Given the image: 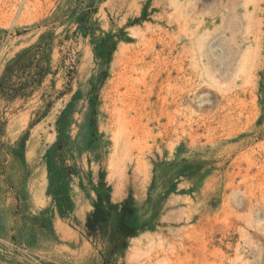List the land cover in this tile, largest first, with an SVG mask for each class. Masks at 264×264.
Here are the masks:
<instances>
[{
    "label": "rangeland",
    "instance_id": "obj_1",
    "mask_svg": "<svg viewBox=\"0 0 264 264\" xmlns=\"http://www.w3.org/2000/svg\"><path fill=\"white\" fill-rule=\"evenodd\" d=\"M246 1H197L202 22L200 28L190 25L192 38H198L194 59L205 65L207 54L210 64L223 65L215 63L220 73L212 72L195 90L205 98L202 104L190 101L191 91L177 108L170 98L173 82L162 76L161 88L150 83L151 71L165 65L163 42L177 30L170 0H0V264L240 263L231 247L222 246L219 254L202 245L209 235L194 225L203 206L202 180L209 185L203 213L230 232L247 215L228 206L239 196L264 199V179L245 181L247 191L231 177L234 152L220 162V171L207 170L201 163L206 140L191 128L200 124V115H220L223 95L233 90L245 96L244 116H234L230 138L227 132L213 134L207 148L221 156L247 134L264 130V0ZM253 35H260L262 48L256 75L224 80L227 65L234 66ZM191 60L189 54L185 68ZM194 76L190 72L186 79ZM183 86L192 90L187 82ZM260 143L264 134L252 147ZM189 215L192 221L185 224L182 217ZM212 235L217 248L220 234ZM250 251L242 257L260 264Z\"/></svg>",
    "mask_w": 264,
    "mask_h": 264
},
{
    "label": "bare ground",
    "instance_id": "obj_2",
    "mask_svg": "<svg viewBox=\"0 0 264 264\" xmlns=\"http://www.w3.org/2000/svg\"><path fill=\"white\" fill-rule=\"evenodd\" d=\"M169 1V0H168ZM198 0H170V2H168V5L170 6V8L172 10H174V12L172 14L174 18V21L173 23L175 22V28H177L176 32L175 33H172L170 31V27H171V30L173 29L171 25L172 21L171 20H168V26H169V32H171L170 36L167 37V35L165 37L169 38L168 42L165 43L163 41V46L161 48L163 49H160V51H167V57L165 59H161L160 62L161 63H164L165 65H159L155 71H151L152 73H150V83L153 85V87H160L161 85H163L164 83H159V81L161 80L162 76H165V82H173V87L176 89L174 90L175 91V94H173L174 96L170 97L171 98V104L174 105V106H177V108L181 105V103L183 101H186L189 99V95L191 94V91H195L196 89H198V87H200L203 82H205V77L207 78L208 76L211 75L212 72H218V74L220 73V69L218 67H220V65L222 66L223 63L220 62V61H217V62H213V64H210L209 61H211L210 59L213 58V57H208L207 54H206V63L205 65H203L204 63H202V61L200 60V62L198 60H195L196 58L194 56H197L196 53L198 52V47L195 46L196 43H195V40L198 39H193L192 36H191V32L193 30V27L192 29L190 28V25H196L195 27H197V24L200 23L199 25H201V22H202V19H201V16H199L201 13L199 11H201V9L199 8V5L197 4ZM248 1V0H247ZM246 1V2H247ZM252 2L254 3V1L252 0ZM168 6V7H169ZM202 7V6H201ZM200 9V10H199ZM171 11V10H170ZM172 12V11H171ZM200 13V14H199ZM169 17V15H168ZM171 18V17H170ZM176 18V19H175ZM251 18H253V16H251ZM201 21V22H200ZM249 21V20H248ZM195 23V24H193ZM246 23V22H245ZM166 25V24H165ZM198 27L200 28L201 26ZM167 26V27H168ZM162 27V25H161ZM166 27V29H167ZM197 27V28H198ZM203 27V26H202ZM157 28V27H156ZM164 28V27H163ZM248 28V27H247ZM158 29V28H157ZM254 29V28H253ZM161 30V29H160ZM174 30V29H173ZM250 30V29H248ZM158 31V30H157ZM168 31V30H166ZM199 31V30H198ZM259 29H257V35L259 34ZM247 32V31H246ZM159 35H161L160 33H158ZM157 34V35H158ZM164 34V33H163ZM248 34V33H247ZM255 34V35H256ZM205 34H203L204 36ZM252 37L251 39V42L253 41L252 44L249 43V46L248 47H244L243 48V51L244 53L242 52V54L240 55L239 57V60L237 61L238 57L236 60H234V62H236L234 64V66H229L227 65V67H229V71H228V75L226 78H224L226 75H224L223 79L228 81L230 80L235 82V81H238L237 80V77L239 74H244L245 72L248 73V72H253L254 75H256V68L257 65H258V62H257V57L259 58L260 56L259 53H260V50L262 49L261 48V45H259V41H260V35H259V38L257 39H254V36ZM135 35H133L134 37ZM191 36V37H190ZM164 37V38H165ZM163 38V37H162ZM166 38V39H167ZM245 43H247L249 40L247 37H245ZM251 38V37H250ZM256 38V36H255ZM159 39V38H158ZM201 36H200V41H201ZM156 40V39H155ZM161 40V39H160ZM157 42V41H156ZM250 42V41H249ZM148 43V42H147ZM201 43V42H200ZM202 44V43H201ZM261 44V43H260ZM162 45V44H160ZM189 45V47H188ZM150 48V47H149ZM152 49V48H151ZM125 52L126 50L123 49ZM123 50H122V53H123ZM241 50V45H237L236 48H235V51L238 52ZM234 51V52H235ZM208 52V51H207ZM233 52V54H234ZM235 52V53H236ZM134 53V51L132 52ZM155 52H153L152 54H154ZM166 53V52H165ZM164 53V54H165ZM161 54H163L161 52ZM190 54L192 60L190 61V64L191 66L190 67H187L185 68V59L188 55ZM156 55V54H155ZM154 55V56H155ZM160 55V53H159ZM205 55V54H204ZM165 56V55H163ZM162 56V57H163ZM202 56V55H201ZM232 56V55H231ZM140 57V56H139ZM153 57V56H152ZM161 57V56H160ZM123 58V57H122ZM155 58H158V57H155ZM195 58V59H194ZM205 58V57H204ZM210 58V59H209ZM261 58V57H260ZM127 59V58H125ZM146 59V58H145ZM149 59V58H148ZM147 59V60H148ZM152 59V58H151ZM151 59H149L151 61ZM154 59V58H153ZM189 60V58H187ZM164 60V61H163ZM167 60V62H166ZM136 61V60H135ZM215 61V60H214ZM138 62V61H137ZM136 62V63H137ZM166 62V63H165ZM199 62V63H198ZM146 63V61H145ZM150 63V62H149ZM155 63V62H154ZM159 62H157L158 64ZM194 63V64H193ZM202 63V64H201ZM209 63V64H208ZM212 63V61H211ZM215 63H216V66H218L217 68L215 67ZM221 63V64H220ZM228 64V63H227ZM233 64V63H232ZM151 65V64H150ZM203 65V66H201ZM124 66V65H123ZM259 66V65H258ZM151 67V66H150ZM156 67V66H155ZM154 67V68H155ZM153 68V67H152ZM260 68V67H259ZM121 69V68H120ZM128 70V69H127ZM132 70V69H131ZM126 71V70H125ZM147 71V70H146ZM135 72V71H134ZM150 72V71H149ZM190 72L196 76H194V78H190L189 79H186V77L190 74ZM189 73V74H188ZM222 74V73H221ZM220 74V75H221ZM193 76V75H191ZM222 76V75H221ZM256 77V76H255ZM188 78V77H187ZM195 78L197 80H195ZM240 78V77H239ZM120 79V78H119ZM208 79V78H207ZM143 80V79H142ZM148 82V81H147ZM164 82V81H163ZM184 82H187V85L188 87H191V89H188V87L186 89L188 90H185L184 86H183V83ZM229 82V83H230ZM240 82V81H238ZM143 83V82H142ZM149 83V82H148ZM144 84V83H143ZM166 84V83H165ZM145 85V84H144ZM190 85V86H189ZM169 86V85H168ZM231 86H233L231 84ZM126 87V86H125ZM172 87V86H171ZM186 87V85H185ZM202 87V86H201ZM200 87V88H201ZM161 88V87H160ZM229 88V87H228ZM234 88V87H233ZM236 88V87H235ZM171 90V89H170ZM240 90V89H238ZM198 91V90H197ZM200 91V89H199ZM228 90H226V93ZM233 91V90H232ZM232 91H229L230 93L229 94H226L223 95L222 97V101H225L226 104H224V106L222 107V110L220 113V115H216V114H212L213 117H211V119H208L206 118V114L205 116L203 115H200V120H199V125H194L196 128H191L193 126H190V128L192 129V131H195V130H201L202 131V136L205 138L206 142H204L205 144L203 145V148H202V158H201V163H203L202 165L208 169H211L212 167L215 168L216 171H220L223 167H224V164H221L220 162L221 161H224V158H228L233 152L234 153H237L235 154L236 155V158L233 159L231 161V164L229 166V168H227V170H229L230 172H228V174L232 177V175H234L233 177H237L238 180H240V182H242L243 185L246 184L247 181H252L255 180L256 177L260 176L261 179H264V143L263 144H258L256 145V147H252V144L254 143V140H256L258 137H260V135L264 134V130H258V131H254L252 134L250 133L249 135L247 134V138L245 140V142L247 143H243L241 142L239 145H236L234 148H232L228 153L224 154V155H221V156H218L216 153H211L213 150L211 148H207V146H209V138H212L213 134H218L219 132L220 133H226L227 132V136L230 138L232 135H231V132H229L228 130L231 129V127L233 126L234 124V116H239L237 118H240V115H243L242 114V109L244 108L245 110V105H244V98L240 97L239 96V93L235 95V92L232 93ZM173 92V91H172ZM224 92V91H223ZM238 92V91H237ZM241 93H245V89H241L240 90ZM171 95V94H169ZM235 95V96H234ZM201 95L198 94V92L196 93L193 92L191 94L190 97L191 98V102H199L200 104H202V102L204 101L205 98H202L200 97ZM164 98V97H163ZM235 98V99H233ZM207 99V97H206ZM210 100V99H209ZM215 100H216V97H215ZM221 100V98H220ZM236 100V106L233 103V101ZM212 102V101H210ZM254 102V101H253ZM198 103V104H199ZM167 104V103H166ZM204 104V103H203ZM121 105V104H120ZM212 105V104H211ZM232 105V106H231ZM238 106L240 108H238ZM124 108V107H123ZM176 108V110H177ZM174 109V108H173ZM250 109V108H249ZM248 109V110H249ZM119 110V109H118ZM123 110V109H122ZM134 110V109H132ZM175 110V109H174ZM201 110V109H200ZM256 108H254L253 110H249L252 114L253 112H255ZM116 111H117V108H116ZM173 111V110H172ZM180 111V110H178ZM206 111V110H205ZM209 111V110H208ZM246 111V110H245ZM129 112V111H128ZM177 112V111H176ZM121 113V111H120ZM123 113V112H122ZM180 113V112H179ZM205 113V112H204ZM244 113V112H243ZM117 114V113H116ZM115 114V115H116ZM245 114V113H244ZM257 114V113H256ZM259 114V113H258ZM156 115V114H155ZM159 115V114H158ZM161 115V114H160ZM246 115V114H245ZM113 116V115H112ZM119 115L116 116V119ZM180 116V115H179ZM189 116H192V115H189ZM244 116V115H243ZM255 116V114L253 115ZM114 117V116H113ZM120 117V116H119ZM118 117V118H119ZM169 117V116H168ZM194 117V116H193ZM235 117V118H236ZM115 118V117H114ZM157 120H159L158 117H156ZM186 118V117H185ZM189 117H187L188 119ZM191 118V117H190ZM189 118V120H190ZM254 118V117H253ZM186 119V120H187ZM256 119V117L254 118V120ZM114 120V119H113ZM119 120V119H118ZM154 120V117L153 119ZM169 120V119H168ZM235 120V119H234ZM237 120V119H236ZM192 121V120H191ZM239 121V119L237 120ZM253 121V119H252ZM118 122V121H117ZM178 122V121H177ZM193 122V121H192ZM255 122V121H254ZM121 123V122H120ZM158 123V122H156ZM179 123V122H178ZM196 123V122H195ZM193 123V124H195ZM242 124H245L244 122H241ZM250 123V122H249ZM253 123V122H252ZM250 123V124H252ZM183 124V123H182ZM190 124V123H189ZM240 124V123H239ZM115 125V124H114ZM247 124H245L244 126H246ZM122 126V125H121ZM159 126V125H158ZM253 126V124L251 125ZM119 127V126H118ZM246 129V128H245ZM244 130V129H243ZM234 131V130H233ZM232 131V132H233ZM127 132V131H126ZM243 132V131H242ZM220 133L218 135H220ZM240 133V132H239ZM125 134V133H124ZM123 134V135H124ZM190 134V133H189ZM196 134V133H195ZM216 134V135H217ZM236 134V133H235ZM192 135V134H191ZM217 135V136H218ZM117 136V135H115ZM129 136V135H128ZM223 136V135H222ZM130 137V136H129ZM189 137V136H188ZM194 137V136H193ZM193 137H189V139L192 141V138ZM196 137V136H195ZM219 137V136H218ZM221 137V136H220ZM226 137V136H224ZM118 139V138H117ZM120 139V138H119ZM177 139V138H176ZM179 139V138H178ZM221 139V138H220ZM223 139V138H222ZM263 139V138H262ZM123 140V139H122ZM212 140V139H211ZM211 143V142H210ZM260 145V148L257 147ZM247 147H249L250 149H248ZM258 148V150H257ZM133 149V148H132ZM260 149V150H259ZM241 151V152H240ZM114 152V151H113ZM240 152V153H239ZM128 153V151H127ZM126 153V154H127ZM131 153V152H130ZM129 153V154H130ZM233 153V154H234ZM115 154V153H114ZM127 154V155H129ZM251 154L253 155H259L262 159L259 160L258 157H255V156H250ZM227 155V156H226ZM234 155V157H235ZM239 155V156H238ZM220 157V158H219ZM232 156V158H234ZM248 157V158H246ZM251 157V160L250 158ZM245 158V159H244ZM115 160V159H114ZM220 160V161H219ZM240 160V161H239ZM244 160V161H243ZM237 161H239V163H237ZM200 162V161H199ZM115 163V161H114ZM116 164V163H115ZM113 165V164H112ZM201 165V166H202ZM202 169V168H201ZM233 170V172H232ZM235 170V171H234ZM252 170H255L256 174H252ZM111 171V170H110ZM215 171V172H216ZM254 172V171H253ZM204 173H207L204 172ZM227 177V176H226ZM202 189H204L203 193H202V198H203V206H202V209H201V215H199V218L197 220V222L194 224V225H197V226H200L202 229H203V233L204 231L206 233H208L209 237L207 238L206 241H204L202 243L204 249L206 246L210 245L211 247H213L215 250H217L220 253L221 251V247H225V248H232L235 250V252L237 253V259L240 263L238 264H249V261L244 259L242 257V254L243 255H246V253H248L247 251H250V248L253 249V253H254V256L255 258L257 257V260L259 259L261 262L260 264H264V219H261V212L264 211V204H263V200L264 199H260L259 198H255L253 196H244V197H240L239 196V199L241 198V200L238 199V197H234L236 200H235V203H232L231 206H228V207H231V209L233 208V210L236 212L237 210H245L246 212V217L245 218H242L241 222H238V223H235L234 225H230L231 228H233L230 232L227 231L225 229L222 228L221 225L215 223V219L211 220V218L206 214H204V210L207 206L206 204V200L207 198L209 197V185H208V182H207V178H204V180H202ZM244 181V182H243ZM246 181V182H245ZM258 182V180L256 181V183ZM260 182V181H259ZM258 182V184H259ZM262 182V181H261ZM235 183V182H234ZM233 183V184H234ZM250 183V182H249ZM264 183V182H263ZM231 184V183H230ZM262 185V183H260ZM259 184V186H260ZM235 188H239L240 187V183L238 182V184H234L233 185ZM246 187H244L246 190L249 189L251 190L250 187H248L247 185H245ZM253 186V185H252ZM256 187H257V184H256ZM230 188V187H229ZM263 188V187H262ZM116 191V190H115ZM233 191V190H231ZM230 191V192H231ZM248 191V190H247ZM211 192V191H210ZM242 192V191H241ZM240 192V193H241ZM244 192V191H243ZM116 193V192H115ZM234 193V192H233ZM249 193V192H248ZM244 194V193H241V195ZM247 194V192H246ZM251 194V193H250ZM259 194V193H258ZM260 195V194H259ZM231 196V195H230ZM255 196V195H254ZM261 196V195H260ZM218 198V196H217ZM229 201V200H228ZM231 201V200H230ZM227 202V201H226ZM234 202V201H233ZM228 204V203H227ZM231 204V203H230ZM224 206V205H223ZM226 208V207H225ZM232 210V211H233ZM231 211V210H230ZM223 213L225 212L224 210L222 211ZM233 214V213H232ZM241 214V213H240ZM244 214V212L242 213ZM184 215V214H183ZM224 216V214H222ZM227 215V213L225 214V216ZM239 215V214H238ZM238 215L236 213V217L238 218ZM229 216H234V215H231L229 214ZM242 217V216H239V218ZM183 219V222L185 224H189L191 223V216H183L182 217ZM228 218V217H227ZM232 218V217H231ZM235 218V217H234ZM226 219V218H225ZM229 220V219H228ZM228 220H226L228 222ZM222 221V220H220ZM221 223V222H220ZM229 223V222H228ZM230 224V223H229ZM186 226V225H185ZM192 226V225H191ZM227 226V225H226ZM190 227V226H189ZM216 227V229H215ZM200 228V229H201ZM186 229V228H185ZM188 229V228H187ZM199 229V228H198ZM191 230V228H190ZM189 230V231H190ZM225 230V231H224ZM186 231V230H184ZM192 231H193V227H192ZM202 231V230H201ZM218 231V233L220 234L219 235V239H218V245H217V248H215V244H214V236L212 235L214 232ZM188 232V231H186ZM194 233V231H193ZM199 233V232H198ZM202 233V232H201ZM200 233V234H201ZM180 234V233H179ZM195 234V233H194ZM237 235V239L234 240L233 239V235ZM183 235V234H181ZM187 236V235H186ZM191 236V235H190ZM194 236V235H193ZM192 236V237H193ZM206 236V234H205ZM203 237V236H202ZM194 238V237H193ZM195 239V238H194ZM200 239V238H199ZM202 240V239H200ZM199 240V241H200ZM194 241V240H193ZM240 241L243 242V245L244 247H242V245L240 244ZM189 242V240H188ZM133 248L132 249H135L136 250V245L137 243H139L138 239L136 241L133 242ZM182 243V242H181ZM196 243V242H195ZM158 244V243H157ZM199 244V243H198ZM174 245V244H173ZM187 245V244H186ZM194 245V244H193ZM172 246V245H171ZM201 246V244L199 245V247ZM159 247V246H158ZM173 247V246H172ZM198 247V246H197ZM209 247V246H208ZM210 247V248H211ZM174 248V247H173ZM186 248L187 250H194V247L193 246H186L184 247ZM170 249V248H169ZM181 249V248H180ZM178 249V251L180 250ZM201 248H198L199 252H203V249L202 251H200ZM208 249V248H207ZM212 249V248H211ZM214 250V251H215ZM151 251V250H150ZM183 251V250H182ZM186 251V250H184ZM183 251V252H184ZM206 251V250H204ZM134 252H137V251H134ZM140 252V251H139ZM138 252V253H139ZM148 252V251H147ZM171 253H173L171 250H170ZM169 252V253H170ZM196 252V251H194ZM198 252V253H199ZM251 252V251H250ZM204 253V252H203ZM213 253V252H212ZM141 254V253H139ZM137 254V255H139ZM187 254V252L185 253ZM197 255V253H195ZM202 253H200L199 255H201ZM144 255V254H142ZM149 255V254H148ZM188 255V254H187ZM211 255V253H210ZM215 255V254H213ZM145 256V255H144ZM185 256V255H184ZM188 256H191V255H188ZM201 257V256H200ZM204 257V256H203ZM135 258V257H134ZM133 258V259H134ZM143 258V256H142ZM188 258V257H186ZM148 259V258H147ZM195 259V258H194ZM218 259V258H217ZM227 259V258H226ZM234 256H233V259L231 260H234ZM237 259H236V262H237ZM141 260V258H140ZM166 260V258H165ZM207 260V259H206ZM219 260V259H218ZM128 261V259H127ZM130 261V260H129ZM128 261V262H129ZM167 261V260H166ZM196 261V259H195ZM204 260L202 259V263L204 264L203 262ZM127 262V263H128ZM157 262V261H156ZM172 262V261H171ZM199 262H201L199 260ZM136 263V262H134ZM194 263V262H193ZM200 263V264H202ZM221 263V262H220ZM156 264V263H155ZM206 264V263H205ZM208 264V263H207ZM211 264V262L209 263ZM235 264V262L233 263Z\"/></svg>",
    "mask_w": 264,
    "mask_h": 264
}]
</instances>
